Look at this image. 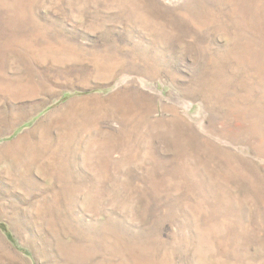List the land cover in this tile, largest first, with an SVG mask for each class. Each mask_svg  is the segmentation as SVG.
Masks as SVG:
<instances>
[{
	"label": "rangeland",
	"instance_id": "1",
	"mask_svg": "<svg viewBox=\"0 0 264 264\" xmlns=\"http://www.w3.org/2000/svg\"><path fill=\"white\" fill-rule=\"evenodd\" d=\"M0 264H264V0H0Z\"/></svg>",
	"mask_w": 264,
	"mask_h": 264
}]
</instances>
